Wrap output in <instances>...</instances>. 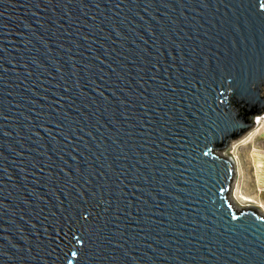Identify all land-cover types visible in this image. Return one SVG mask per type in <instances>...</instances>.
<instances>
[{
  "label": "water",
  "instance_id": "water-1",
  "mask_svg": "<svg viewBox=\"0 0 264 264\" xmlns=\"http://www.w3.org/2000/svg\"><path fill=\"white\" fill-rule=\"evenodd\" d=\"M263 91L264 0H0V264H264Z\"/></svg>",
  "mask_w": 264,
  "mask_h": 264
},
{
  "label": "rangeland",
  "instance_id": "rangeland-1",
  "mask_svg": "<svg viewBox=\"0 0 264 264\" xmlns=\"http://www.w3.org/2000/svg\"><path fill=\"white\" fill-rule=\"evenodd\" d=\"M263 117L264 115L261 116ZM257 130L254 134L250 133L251 135L232 141L223 150V154L236 162V176L231 196L235 198L238 206L246 208L247 205L254 204L262 205L264 209V194L259 190L260 186L264 188V119ZM242 194H246L254 203L247 202Z\"/></svg>",
  "mask_w": 264,
  "mask_h": 264
},
{
  "label": "bare ground",
  "instance_id": "bare-ground-1",
  "mask_svg": "<svg viewBox=\"0 0 264 264\" xmlns=\"http://www.w3.org/2000/svg\"><path fill=\"white\" fill-rule=\"evenodd\" d=\"M263 93H264V91H263ZM262 119H264V117L263 118H261V117H259V118H257V120H256V124H257V126H255V128L253 129V130H251V131H249V133H247V134H245L244 136H242L243 138L244 137H246V136H248L250 133H255V132H257L258 130H257V128L260 126V124L262 123ZM251 135V134H250ZM253 136V135H252ZM249 138V137H248ZM235 141H237V140H235ZM234 142V141H233ZM232 143V142H231ZM221 155H225V154H223V152H221L220 153ZM233 162H234V166H236V162L233 160ZM258 161H256V163H257ZM259 190H262V192H263V194H264V188H263V186H260V188H259ZM242 196L244 197V199L247 201V202H253L254 203V201L251 199V198H249V197H247L246 196V194L244 195V194H242ZM231 199H232V202L234 203V205L237 207V208H243V207H239L238 206V204H237V202H236V200H235V198L233 197V196H231ZM250 207H252V208H255L258 212H259V214L261 215L262 214V216L264 215V209H262V205H247V207L246 208H250ZM245 208V207H244ZM245 208V209H246Z\"/></svg>",
  "mask_w": 264,
  "mask_h": 264
}]
</instances>
